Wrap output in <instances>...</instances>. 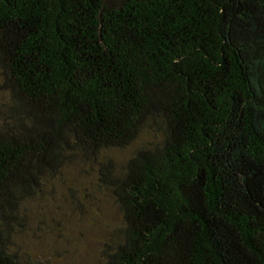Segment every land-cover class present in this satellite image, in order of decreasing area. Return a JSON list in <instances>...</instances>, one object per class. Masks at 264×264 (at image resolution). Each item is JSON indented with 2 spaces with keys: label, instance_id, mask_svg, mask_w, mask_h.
Returning a JSON list of instances; mask_svg holds the SVG:
<instances>
[{
  "label": "trees",
  "instance_id": "16d2710c",
  "mask_svg": "<svg viewBox=\"0 0 264 264\" xmlns=\"http://www.w3.org/2000/svg\"><path fill=\"white\" fill-rule=\"evenodd\" d=\"M90 157L125 222L102 264H264V0H0V264Z\"/></svg>",
  "mask_w": 264,
  "mask_h": 264
},
{
  "label": "rangeland",
  "instance_id": "374dc122",
  "mask_svg": "<svg viewBox=\"0 0 264 264\" xmlns=\"http://www.w3.org/2000/svg\"><path fill=\"white\" fill-rule=\"evenodd\" d=\"M160 140V134L146 131L128 149L110 151L113 176L122 173L136 149ZM105 161H75L49 177L8 228L9 252L23 264H102L105 252L122 241L125 227L100 174Z\"/></svg>",
  "mask_w": 264,
  "mask_h": 264
}]
</instances>
